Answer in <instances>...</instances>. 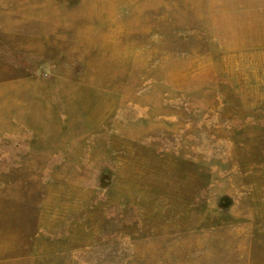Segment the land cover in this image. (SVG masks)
<instances>
[{"label": "rangeland", "instance_id": "1", "mask_svg": "<svg viewBox=\"0 0 264 264\" xmlns=\"http://www.w3.org/2000/svg\"><path fill=\"white\" fill-rule=\"evenodd\" d=\"M0 264H264V0H0Z\"/></svg>", "mask_w": 264, "mask_h": 264}, {"label": "crops", "instance_id": "2", "mask_svg": "<svg viewBox=\"0 0 264 264\" xmlns=\"http://www.w3.org/2000/svg\"><path fill=\"white\" fill-rule=\"evenodd\" d=\"M21 82H22V80L19 81V83H21Z\"/></svg>", "mask_w": 264, "mask_h": 264}]
</instances>
